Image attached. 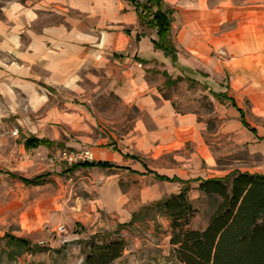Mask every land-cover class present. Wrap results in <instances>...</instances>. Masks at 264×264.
I'll use <instances>...</instances> for the list:
<instances>
[{"label": "rangeland", "instance_id": "1", "mask_svg": "<svg viewBox=\"0 0 264 264\" xmlns=\"http://www.w3.org/2000/svg\"><path fill=\"white\" fill-rule=\"evenodd\" d=\"M42 1L0 0V20L7 4L31 8ZM61 20L50 15L44 22L57 24ZM231 49L222 55L228 69L222 80L192 73V78L171 88L158 74L163 81L157 87L162 99L171 102L173 98L179 110L194 114L199 123V142L186 143L172 154L171 144L162 142L161 135L140 144L141 151L133 148V121L141 116L123 106L101 81L82 82V90L76 94H51L42 105L38 101L27 104L24 99L13 110L9 98L0 96V264H81L82 249L91 238L96 243L125 241L123 257L114 264H177L169 244L170 220L152 204L178 192L181 185L159 181L151 174L94 168L65 174L71 164L58 159L59 153L80 156L91 152L89 161L100 160L96 149L109 145L108 138H113L121 151L142 156L138 157L140 163L132 164L140 172L174 174L189 181L222 178L233 171L264 173V62L233 61ZM239 72L244 77L233 76ZM213 88L225 92L241 109L246 128L229 102L212 96L209 90ZM18 99L21 101L20 95ZM146 129L156 131L158 127L147 122ZM15 131L16 136L12 134ZM29 136L62 142L64 148L26 151L22 144ZM11 174L28 179L48 175L43 185L32 186ZM196 187V183L189 184L188 200L195 213L187 229L202 231L215 201L198 193ZM93 214L96 221L88 218ZM133 214H137L136 220L123 227ZM59 227L64 231H57ZM9 236L25 239L43 251L31 254L9 244Z\"/></svg>", "mask_w": 264, "mask_h": 264}, {"label": "crops", "instance_id": "2", "mask_svg": "<svg viewBox=\"0 0 264 264\" xmlns=\"http://www.w3.org/2000/svg\"><path fill=\"white\" fill-rule=\"evenodd\" d=\"M162 2L173 12L171 34L177 49L174 65L153 49L155 32L140 27L134 7L127 0H43L31 8L7 4L0 20V96L9 98L13 110L25 101L42 105L54 93L76 94L82 90V82L88 80L101 81L123 106L135 109L141 116L133 121V148L141 151L140 144H147L155 135L171 144V154L186 143L199 142L196 116L179 110L173 98L171 102L162 99L157 87L163 81L154 72L165 71L172 79L192 78L196 73L222 80L228 76L227 61L222 55L228 54L230 48H234L230 50L235 55L233 61L264 62V0ZM50 15L62 20L45 23ZM239 73L233 76L244 77ZM233 109L240 123L237 110L241 109ZM147 122L158 130L146 129ZM252 134H256L255 130ZM108 140L109 145L96 149L101 158L94 162H107L113 167L94 169L189 181L174 174L170 177L151 170L140 172L132 165L140 163V159L133 160L131 156H142L123 152L118 141ZM88 218L97 219L95 214Z\"/></svg>", "mask_w": 264, "mask_h": 264}, {"label": "trees", "instance_id": "3", "mask_svg": "<svg viewBox=\"0 0 264 264\" xmlns=\"http://www.w3.org/2000/svg\"><path fill=\"white\" fill-rule=\"evenodd\" d=\"M134 7L140 27L155 32L152 46L173 65L177 62V49L172 42V10L163 5L162 0H127ZM165 78L164 85L174 87L181 77L172 79L165 71L155 72ZM205 76L204 74H200ZM189 80V78H188ZM209 92L219 102L226 101L235 109V102L225 92ZM240 123L246 127L243 112ZM254 133V130H251ZM25 150L38 148L63 149L62 142L30 136L24 139ZM131 159L139 161L136 156ZM107 162H77L68 166L63 173L79 169L111 168ZM45 175L23 178L11 174L25 185L39 186L46 181ZM155 179L164 182H177L182 185L179 193L162 198L152 207L170 220L171 235L169 244L175 259L180 264H264V173L233 171L225 177L181 181L155 174ZM197 183L196 190L205 198L215 201V208L206 227L202 231L187 229L195 210L188 200L189 184ZM137 214L123 227L132 225ZM78 225V224H76ZM7 242L31 254L43 251L32 246L29 241L10 237ZM91 238L84 244L81 264H114L120 260L126 248L123 239L107 243H96Z\"/></svg>", "mask_w": 264, "mask_h": 264}, {"label": "built area", "instance_id": "4", "mask_svg": "<svg viewBox=\"0 0 264 264\" xmlns=\"http://www.w3.org/2000/svg\"><path fill=\"white\" fill-rule=\"evenodd\" d=\"M137 67L141 68V65L138 64ZM12 134L14 136H16L17 132L15 131ZM58 159L72 165V163L74 164L77 162H85V161L92 162V161H89L92 159V154H91V152H85L84 154H82L80 156H72L71 154L63 151V152L59 153ZM77 159L82 160V161H77ZM75 161H77V162H75ZM57 231L62 232V231H64V229L59 227Z\"/></svg>", "mask_w": 264, "mask_h": 264}]
</instances>
